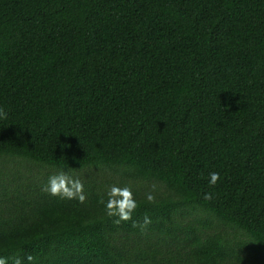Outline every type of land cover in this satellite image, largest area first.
Segmentation results:
<instances>
[{"label":"trees","instance_id":"trees-1","mask_svg":"<svg viewBox=\"0 0 264 264\" xmlns=\"http://www.w3.org/2000/svg\"><path fill=\"white\" fill-rule=\"evenodd\" d=\"M0 108L7 264H264V0H0Z\"/></svg>","mask_w":264,"mask_h":264},{"label":"clouds","instance_id":"clouds-1","mask_svg":"<svg viewBox=\"0 0 264 264\" xmlns=\"http://www.w3.org/2000/svg\"><path fill=\"white\" fill-rule=\"evenodd\" d=\"M7 112L4 108H0V119H6ZM220 180V173L211 172L209 173V185L215 186ZM155 186H153V191ZM42 191L48 193L53 197H60L61 199L77 200L78 203L83 204L87 199L84 192V184L79 177H74L69 175L64 171H60L48 177L47 185L42 188ZM106 203L101 200L100 202L104 204L105 214L109 218L115 217L114 223L120 225L122 222L132 221V214L137 210L138 204L133 197V193L130 187L124 186L119 187L112 185L107 192ZM211 193H204L203 199L208 201L211 200ZM146 201L150 204L156 202V197L153 192L146 193ZM152 223L148 216L143 218L142 223L132 222V227L139 228L140 230L146 229ZM9 258L0 257V264H7ZM28 264H33L35 257L31 254L26 255L24 258ZM13 264H22L19 257L13 258Z\"/></svg>","mask_w":264,"mask_h":264}]
</instances>
